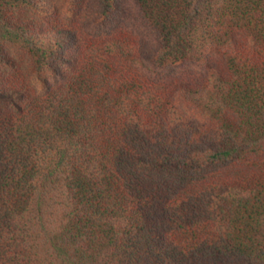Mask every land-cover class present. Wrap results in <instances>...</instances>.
<instances>
[{
	"label": "trees",
	"instance_id": "trees-1",
	"mask_svg": "<svg viewBox=\"0 0 264 264\" xmlns=\"http://www.w3.org/2000/svg\"><path fill=\"white\" fill-rule=\"evenodd\" d=\"M0 264H264V0H0Z\"/></svg>",
	"mask_w": 264,
	"mask_h": 264
}]
</instances>
